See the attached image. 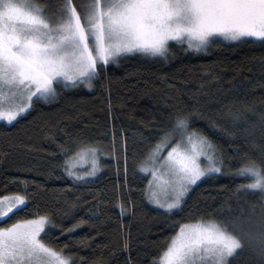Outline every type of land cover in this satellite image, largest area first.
<instances>
[{"label": "trees", "instance_id": "1", "mask_svg": "<svg viewBox=\"0 0 264 264\" xmlns=\"http://www.w3.org/2000/svg\"><path fill=\"white\" fill-rule=\"evenodd\" d=\"M39 2L55 12L62 0ZM177 109L194 113L191 128L212 140L223 165L169 213L148 202L140 165ZM73 139L109 153L87 182L74 183L63 168L61 146ZM262 152L264 43L217 38L197 52L170 42L167 57L128 54L106 65L91 88L58 87L55 98L35 102L18 122H0V195L26 189L28 196V206L6 223L49 215L56 227L44 238L75 264H158L180 223L242 221L252 240L230 264H264L260 197L237 192L247 181L234 174Z\"/></svg>", "mask_w": 264, "mask_h": 264}, {"label": "snow or ice", "instance_id": "2", "mask_svg": "<svg viewBox=\"0 0 264 264\" xmlns=\"http://www.w3.org/2000/svg\"><path fill=\"white\" fill-rule=\"evenodd\" d=\"M220 37L264 43V0H62L55 12L39 0H0V122H18L35 102L55 98L58 87L85 83L91 88L106 65L128 54L167 57L170 42L201 51ZM171 120L140 165L151 172L150 188L155 181L165 192L161 199L152 189L149 199L169 213L181 209L189 190L223 165L212 140L191 128L193 112L177 109ZM61 151L64 171L74 183L94 177L100 155L109 154L78 139ZM261 157L245 160L234 174L247 181L237 185V192L259 195L264 222V152ZM126 165L125 158V174ZM27 201L26 189L0 195V264H75L44 238L46 229L56 227L49 215L6 223ZM120 208L123 213L124 205ZM80 223L65 230L72 232ZM251 240L242 221L180 223L159 264H230ZM260 254L264 257V234Z\"/></svg>", "mask_w": 264, "mask_h": 264}, {"label": "rangeland", "instance_id": "3", "mask_svg": "<svg viewBox=\"0 0 264 264\" xmlns=\"http://www.w3.org/2000/svg\"><path fill=\"white\" fill-rule=\"evenodd\" d=\"M219 39H223V40H225L224 38H222V37H220ZM226 41H231V40H226ZM186 44V43H185ZM186 46H187V44H186ZM190 49V48H189ZM191 50H193V49H191ZM193 51H196V50H193ZM201 51H203V50H201ZM197 52H199V51H197ZM81 84H85V83H81ZM87 85V84H86ZM179 137H177V139H178ZM175 141H173V143H174ZM167 155V152L165 151V152H163L162 153V155H161V159L163 158V156H166ZM202 160H203V158H202ZM146 174H147V176H148V202L152 205V206H155V207H158V208H160L158 205H156V204H154V203H152L151 202V200L149 199V195H151L152 194V189H155V191H156V194L161 198V199H163L164 198V195H165V192H164V189H163V187L162 186H158L157 184H156V182L154 181L153 182V185H152V188H150V186H149V181L150 180H153V177H152V175H151V172L149 171V172H145ZM202 179V178H201ZM161 209H163V208H161ZM165 210V209H164ZM175 210V209H174ZM0 226H3V225H0ZM159 262H160V258L158 259V264H159Z\"/></svg>", "mask_w": 264, "mask_h": 264}]
</instances>
